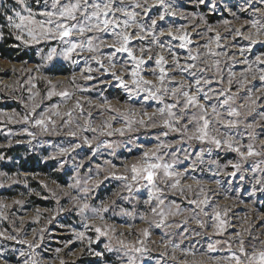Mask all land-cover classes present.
<instances>
[{
  "label": "rangeland",
  "instance_id": "rangeland-1",
  "mask_svg": "<svg viewBox=\"0 0 264 264\" xmlns=\"http://www.w3.org/2000/svg\"><path fill=\"white\" fill-rule=\"evenodd\" d=\"M27 2L34 10L40 8L35 0ZM43 2L41 0V4ZM164 2L170 5L167 11L163 5L156 4L155 0H136L140 7H135L133 0H125L129 10L137 13L136 23L145 26V32L141 33L144 38L133 39L130 45L137 56L143 55L145 58L142 75L146 80L153 81V84H158L159 69L156 68L155 59L159 53L167 60L165 69L170 73L168 80L174 81L169 83V88L176 87L180 81L192 83L193 77L179 71L172 59L175 55L181 66L193 63L187 59L191 50L194 56L198 55L194 62L195 68L191 71L203 70L201 75L211 81L210 85L204 86V90L207 91L209 87L217 91L226 88V95H234L231 103L240 112L237 119L242 123L232 129L230 134L242 145L252 143L260 154L241 160L235 151L182 139V134L178 132H168L167 136H162L167 129L160 123L159 115L151 120L143 116L144 112L152 113L161 107L160 102L152 99L145 101V93L129 100L128 93L113 79L111 72L105 71L109 67L106 57L114 51L107 47V44L113 42L110 33L99 34V39L105 41L99 53L103 67L91 60L93 54L87 51L73 56L72 59L77 60L76 64L62 56L46 61L50 48L59 50L63 45L54 40L25 45L17 40L15 30L9 27L7 16L13 15L14 11H23L22 6L17 4V0H0V22L7 27L4 34L0 24V41L4 37L12 38L14 48L32 56L24 61L0 57V113L4 114L0 116V173L3 174L0 175V264H33V261L35 264H127V257L117 240L147 248L145 255L135 254L139 264H229L224 259L231 255L229 246L235 251L240 238L247 242L249 251L254 238L257 245L264 241V119L260 116L264 112V95L258 91L264 88V82L259 80L256 71L264 67V64L256 63L257 56L264 57V43L258 42L249 47L250 42L244 38L249 31H255L247 22L260 18L255 10L258 8L264 11V3L260 0H251V3L248 0ZM48 3L50 6L51 0ZM145 8L148 9L147 14ZM173 12L176 14L173 15ZM161 13L165 14L162 21L159 20ZM117 16L120 20L125 19L122 13H117ZM152 20H157V25L152 26L158 40L155 45L152 43L153 36L147 32ZM136 23L129 29L133 37L138 31ZM169 29L173 35L168 34ZM177 29L191 33L189 38L192 43L187 48L179 47L181 41L176 38ZM237 29L241 31L239 36L236 35ZM217 33L219 46L212 44L210 47L218 55L212 56L206 45H209L210 40H215ZM74 37L78 38V35L74 34ZM261 40H264V36ZM160 43L166 46L164 50L159 47ZM169 44L170 50L167 48ZM141 48L146 51L141 53ZM241 49L245 51L242 53ZM149 56L151 60H148ZM85 57L94 69L90 80L84 79L89 73L81 74V69L86 66ZM126 59L127 54L114 57L117 75H123L124 71L130 69L129 63L124 71L121 70ZM213 59L219 60V72L216 67H210ZM249 65H252V70L246 72ZM153 69L156 75H153ZM230 73L235 74L231 84L228 83ZM241 73H246L249 81L244 88L240 87V82L245 79ZM124 78L130 79L127 75ZM53 86L57 92L67 89L73 95L67 100L58 95L49 98L48 92ZM249 97L260 98L252 106L248 103ZM77 100L82 106L80 109L74 108ZM105 100L121 111L129 107L137 111V119H144L145 125L135 124L132 132L123 135L113 133L107 136L100 131H93L103 127L108 116L116 115L97 107L103 105ZM164 102L174 103L175 100L168 95L164 97ZM201 102L205 103L202 97ZM215 102L213 97L212 103ZM34 103L38 105L35 111L32 110ZM54 105L59 107L53 108ZM208 107L210 110L211 105ZM251 107H255V111L250 112ZM46 110L50 113L59 111L60 115H51V120L56 123L53 125L49 122L48 130L44 131L34 124L32 118H39ZM69 110L72 111V120L65 123L68 120L65 113ZM221 111L227 118V108ZM25 116L30 119L25 121ZM85 118L91 122L90 126L85 125ZM123 123V119H117L113 121L112 128L121 127ZM182 123L187 124V119ZM246 125L255 127L249 129ZM73 131L77 132L76 136L69 135ZM223 131L225 129L221 126ZM249 132L256 133L254 139L250 138ZM158 136L170 145L159 153L164 155L165 161L172 163V154L175 153V170L184 172L188 169L179 178L183 193L170 190L166 182H157L162 189L165 204L180 206L179 214L169 216L167 226L160 227H156L154 221L158 218L151 213L155 201L151 205L144 203L148 199L147 189L139 188L133 197L124 199L128 196L123 187L124 181L110 175V172L126 175L125 164L138 159L143 151L160 143ZM85 137L92 140L91 145L83 143ZM105 141L111 142L114 147L107 148ZM73 144L81 146L66 155L58 154L59 148ZM96 145L100 147L93 153L91 149ZM202 148L210 151H205L195 168L190 167L196 159L195 153ZM243 150L247 151L246 148ZM186 153L188 158H185ZM229 162H239L240 169L232 168ZM23 163L31 169L24 170L21 167ZM234 171V176L227 174ZM97 179L101 183L93 187L91 181ZM86 181L88 193L83 191ZM187 185L192 186L191 190H188ZM201 186L210 197L209 205L204 208L207 215L189 203L193 199L202 198L197 195ZM82 203L89 205L83 214L79 209ZM103 204L109 207L101 222L90 209L99 208ZM214 208L222 212L228 209L223 232H217L214 228ZM193 213L202 220L203 227L192 219ZM141 216L146 219H141ZM94 223L101 227H114L115 231L105 228L109 235L97 238ZM85 225L88 227L85 228ZM143 228H149L150 231L146 240L140 231ZM79 232L85 233L84 238H78ZM22 241H28L33 247ZM165 241L180 244L181 247L176 249L171 244L166 245ZM109 243L112 245L111 251L105 249ZM209 244H214L215 249L209 251Z\"/></svg>",
  "mask_w": 264,
  "mask_h": 264
},
{
  "label": "snow or ice",
  "instance_id": "snow-or-ice-1",
  "mask_svg": "<svg viewBox=\"0 0 264 264\" xmlns=\"http://www.w3.org/2000/svg\"><path fill=\"white\" fill-rule=\"evenodd\" d=\"M203 2V0H201ZM251 3V0H248ZM261 3H264V0H260ZM36 5H39L38 10H34L30 6L27 0H17V4L22 6L23 11H14L13 15L7 16V21L9 27L15 30L16 39L21 40L25 45L39 43L41 40H54L63 45L59 50L55 47L50 48L47 56L45 57L46 61H52L54 57L62 56L66 60H71L73 64L77 63V60L72 59L74 55H78L81 52L87 51L92 53L91 60L100 63V66L103 67L101 63L100 48L105 46V41L99 39V34L110 33L113 37V42L107 44V47L114 49L106 59L108 61L109 67L105 68L106 72H111L113 79L116 80L121 88H123L129 96V100L132 97L138 96L140 93H145L144 100H156L159 101L162 105L161 107L156 108L152 113L144 112L143 116L148 117L149 120L159 115L160 123L164 128L167 129L166 132L162 133V136H167L168 132H178L181 133V138L188 140L199 141L201 144L207 143L214 146L217 149H226L235 151L239 154L241 160L247 159L255 155H259L253 144L249 143L247 145L240 144L239 141H236L233 135L230 134L231 130L236 128V126L242 121L237 119L240 116V112L237 108L233 107L231 101L234 99V95H226L227 89L219 90L209 87L207 91L204 90V86L210 85L211 81L206 79L204 75H201L200 71H191L195 68V61L198 59V55H193L192 51L189 50L188 60L193 61V63H186L181 66L178 58L173 55V63L176 64L177 69L182 73H188L193 77L192 83H186L185 81L178 82L176 87L169 88V83H174V81H169L168 77L170 73L165 69L167 60L165 57L159 53L156 55L155 63L156 68L159 69V74L157 76L158 84H153V81L146 80L142 75L144 70V65L146 63L143 55L137 56L134 52L133 47H131V41L133 39H143L144 37L141 33L145 32V26L139 23H136L137 13L135 11L129 10V6L125 4V0H51L49 6L48 0H44L41 4V0H35ZM156 4H161L167 11L170 5L166 4L164 0H155ZM133 5L135 7H140L136 0H133ZM145 14H147L148 9H144ZM259 13V19H252L247 22L250 24L251 29L255 31H249L245 34V39L248 40L249 47L255 45L258 42L264 43V40H261V37L264 36V11L261 9L255 10ZM117 13H122L125 19L120 20L117 16ZM175 15L176 13H172ZM165 14L161 13L159 20H164ZM133 23H136V28L138 29L136 36L133 37L129 32L130 27ZM157 25V20H152L151 26H148L147 32L149 35L153 36L152 43L157 44L158 40L154 34V29L152 26ZM93 33V35H88ZM176 38L181 41L179 47L187 48L192 41L190 40L191 33L186 31L182 32L180 29H177ZM74 34L78 35V38L74 37ZM163 33H161L162 35ZM169 35H173L172 30H168ZM236 35H241L240 29L236 30ZM28 38L25 39L24 37ZM99 41V42H98ZM219 33L215 40H210L208 47V53L212 56L218 55L214 52L213 48L210 47L212 44H218ZM159 47L164 50L165 45L163 43L159 44ZM167 48L170 50L171 45L169 44ZM141 53H144L146 50L141 48ZM245 49H241L243 53ZM117 54H127V59L125 60L124 65H121V70L124 71L126 66L130 63V69L124 71L123 75H117L115 71V64L113 63L114 57ZM152 57L149 56L148 60H151ZM85 67L81 69V74L87 72L89 75L84 76V79H92L91 73L94 69L90 66V61L87 57L84 58ZM247 63V61H245ZM256 63L264 64V57L257 56ZM210 67H216V71L219 72V60L213 59L211 61ZM252 65H249V68L246 72H251ZM256 71L259 73V80L264 82V67L257 68ZM153 75H156V70H152ZM127 75L130 77L129 80H125L124 76ZM234 73H230V78L228 83H232V77ZM242 76H245V79L240 82V87L244 88L249 81L246 78V73H241ZM72 80H75L73 76ZM195 91H192V89ZM80 90V89H78ZM264 95V88L258 90ZM58 95L64 100L71 98L73 95L72 92L67 89L57 92L55 86L48 92V97ZM170 95L174 98V103H165L164 97ZM201 97L205 103L201 102ZM213 97H215L216 102L212 103ZM260 97H249L248 103L252 106L256 105L257 99ZM211 105L209 110L208 105ZM38 107L37 104L32 105V110ZM58 105H54L53 108H58ZM101 107L104 111H111L115 113L114 116H108L103 122V127L93 129V131H100L101 134H106L107 136H112L113 133H120L123 135L125 132H132L134 130L135 124L145 125L144 119H137L139 113L133 109L125 108L121 111L119 108L114 107L111 103L105 100L103 105H97ZM74 108H82L80 101L77 100ZM227 108V113L225 115L222 113L221 109ZM249 111H255V107L249 108ZM4 115L0 113V116ZM51 115L59 116L60 112L55 111L51 112L46 110L44 113H41L39 118H32L35 125L39 126L42 130H48V124L51 122L55 125V121L51 120ZM68 116V120L65 123H70L72 120V111L69 110L65 113ZM89 115H91L89 113ZM262 119H264V112L260 113ZM25 121L29 120V116L23 117ZM117 119H123L124 123L121 127L112 128L113 121ZM187 119L188 123H182L183 120ZM90 121L85 118V125L90 126ZM155 126V125H153ZM221 126L225 131L221 132ZM249 129H253L255 125H246ZM191 129V131H189ZM27 131V129H25ZM31 134V133H29ZM70 136H76L77 132L73 131L69 133ZM251 139H254L256 136L255 132H249ZM160 141L155 147L149 148L143 151L142 155L132 161L131 163L125 164V173L126 175H117L115 172H110L114 178L124 181L123 187L127 190L128 196L124 199L133 197L135 191L139 188H146L148 193V199L144 201L146 205H151L155 201V207H151V213L154 217L158 219L154 221L156 227L167 226L166 222L169 216H175L179 214V205H166L165 200L162 198V189L158 186V181L166 182L170 190L176 191L179 190L183 193L184 188L181 186L180 177L185 175L188 169H185L184 172H177L174 168V163L176 162L175 153L172 154L173 162H166L164 155H160L161 149H166L170 145L166 144L161 137H157ZM84 144L91 145L92 140H89L87 137L83 140ZM179 141L177 142V144ZM80 144H73L70 147H61L58 150V154L66 155L69 152H72L73 149L79 148ZM105 146L107 148H113L114 145L111 142L105 141ZM100 145L92 148L93 153L96 152L97 148ZM246 148L247 151L243 149ZM205 151H210V149H201V151L195 153L196 159H194L190 167L195 168L196 164L200 162L203 158ZM185 158H188L186 153ZM83 163V162H81ZM110 163V162H107ZM215 163V162H213ZM231 167L239 170L241 165L239 162L232 163ZM99 167V166H98ZM255 171V169H253ZM228 175H236V172L227 173ZM0 175H3L0 173ZM80 181L77 180V184ZM92 186L95 187L101 183L99 179L91 181ZM199 183V182H197ZM219 183V181H217ZM260 183V181H257ZM70 187H75V185H70ZM188 190H191V185L186 186ZM85 193L89 192L88 182H85V187L83 189ZM118 195V194H117ZM197 198L189 201L190 204L195 205L196 208L200 210V213L207 215L204 211L205 206L209 205L210 197L204 192L203 187L201 186L200 192L197 194ZM109 205L103 204L99 208H91L90 211L99 218L101 222L104 220V213L108 210ZM79 209L83 214L86 209H89L87 203H82L79 205ZM228 209L225 208L220 211L218 208L213 209L212 218L214 221V228L217 232H223L226 225L225 216ZM127 215H132V213H126ZM141 219H146L145 216H141ZM192 219L201 227H203L202 220L198 218V215L193 213ZM88 225H85L87 228ZM95 232L97 233V238L100 236H108L109 231H106L105 228H108L110 231H115L114 227L105 225L104 227L97 226L93 224ZM179 227V225H177ZM250 227V225H249ZM142 236L147 239L150 235L149 228H143L140 230ZM187 231V229H185ZM245 232L248 229H244ZM239 233L237 236L239 237ZM78 238H84L85 233H77ZM9 239H14V237H9ZM22 243H29L28 241H22ZM117 243L124 250V255L127 257V264H139L138 258L135 254L139 253L140 256H143L147 253V248L143 246L130 245L124 240H117ZM142 243V242H138ZM166 245L171 244L172 247L179 249L180 244H172L171 241H165ZM247 242L240 238V243L238 248L233 251L231 246H229L230 256L225 257L229 264H264V241H260L259 245L255 243V238L251 243V251L246 247ZM29 247H33L29 243ZM105 249L108 251L112 250L111 243L105 245ZM215 249L214 244L208 245V250L212 251ZM187 254V253H186ZM23 255V253H21ZM100 255V253H96ZM27 264V262H25ZM35 264V261H33Z\"/></svg>",
  "mask_w": 264,
  "mask_h": 264
},
{
  "label": "trees",
  "instance_id": "trees-1",
  "mask_svg": "<svg viewBox=\"0 0 264 264\" xmlns=\"http://www.w3.org/2000/svg\"><path fill=\"white\" fill-rule=\"evenodd\" d=\"M0 24H2L3 33L5 34L7 32V27L2 22H0ZM12 43H13L12 38H5L4 37L3 40L0 41V57L6 58L9 60L16 59L19 61H24V60L32 57V56H30V54H27L26 51L19 52V50L17 48H14L12 46ZM21 167L26 171L31 169L30 166H27L24 163L22 164ZM69 264H75V263H69Z\"/></svg>",
  "mask_w": 264,
  "mask_h": 264
}]
</instances>
